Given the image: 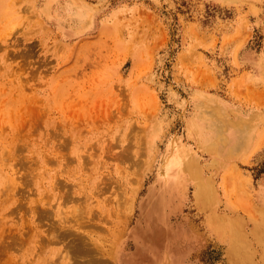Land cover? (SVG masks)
I'll return each instance as SVG.
<instances>
[{"label":"rangeland","instance_id":"374dc122","mask_svg":"<svg viewBox=\"0 0 264 264\" xmlns=\"http://www.w3.org/2000/svg\"><path fill=\"white\" fill-rule=\"evenodd\" d=\"M263 217L264 0H0V264H264Z\"/></svg>","mask_w":264,"mask_h":264},{"label":"bare ground","instance_id":"6f19581e","mask_svg":"<svg viewBox=\"0 0 264 264\" xmlns=\"http://www.w3.org/2000/svg\"><path fill=\"white\" fill-rule=\"evenodd\" d=\"M202 137H203V136H202ZM200 139H202V138H200ZM176 164H177V163H176ZM186 166H187V165H186ZM184 167H185V166H184ZM168 169H169V168H168ZM175 169H176V168H173L172 171L175 170ZM168 173H169V172H168ZM184 173H185V172H184ZM184 173H183V174H184ZM173 174H174V173H173ZM187 174H188V173H187ZM191 174H192V173H191ZM176 175H177V174H176ZM177 177H178V176H177ZM176 180H177V179H176ZM198 193H199V191H198ZM263 218H264V217H263ZM240 235H241V234H240ZM242 236H243V235H242Z\"/></svg>","mask_w":264,"mask_h":264}]
</instances>
